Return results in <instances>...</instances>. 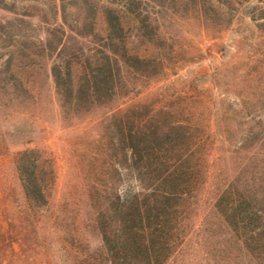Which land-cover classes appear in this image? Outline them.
<instances>
[{
    "label": "trees",
    "instance_id": "16d2710c",
    "mask_svg": "<svg viewBox=\"0 0 264 264\" xmlns=\"http://www.w3.org/2000/svg\"><path fill=\"white\" fill-rule=\"evenodd\" d=\"M243 1L76 0L58 8L52 23L39 21L33 38L23 22L0 23V94L8 101L28 98L37 83L51 78L64 117L91 115L139 93L173 67L178 52L167 29L176 20L212 23ZM171 114L137 105L111 117L101 163L86 183L100 246L83 243L75 228L55 232L60 264H169L181 252L210 176L212 149L198 122L169 121ZM237 143L242 147L222 172L230 176L214 208L244 255L261 264L264 155L258 151L264 121ZM15 171L27 210L39 214L35 226L23 230L17 250L27 252L32 237L41 250L36 264H50L49 243H38V222L56 184L54 164L40 150L24 149L15 156ZM9 249L16 252L13 245Z\"/></svg>",
    "mask_w": 264,
    "mask_h": 264
},
{
    "label": "rangeland",
    "instance_id": "374dc122",
    "mask_svg": "<svg viewBox=\"0 0 264 264\" xmlns=\"http://www.w3.org/2000/svg\"><path fill=\"white\" fill-rule=\"evenodd\" d=\"M75 1L0 0V23L23 22L22 30L33 38L39 21L52 23L58 8ZM167 31L178 52L173 67L139 93L91 115L64 117L51 78L37 83L28 98L8 101L0 94V264L40 260L41 250L32 245V237L27 252L17 250L23 230L32 229L39 217L27 210L15 171V156L24 149L40 150L56 171L49 208L38 222V243H49L50 264H60L55 232L75 228L83 243L100 246L86 183L101 163L111 117L137 105L155 113L167 110L172 113L169 121L198 122L212 149L210 176L199 192L193 231L169 264H260L240 250V240L224 227L214 205L228 183L229 173L222 172L242 147L237 143L240 136L264 121V0H245L212 23L179 18ZM4 36L0 31V39ZM258 152L263 156L264 146ZM245 179L252 181L250 175Z\"/></svg>",
    "mask_w": 264,
    "mask_h": 264
}]
</instances>
